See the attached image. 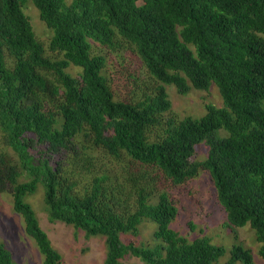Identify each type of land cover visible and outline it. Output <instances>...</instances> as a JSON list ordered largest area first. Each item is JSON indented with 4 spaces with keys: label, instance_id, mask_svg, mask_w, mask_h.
<instances>
[{
    "label": "trees",
    "instance_id": "16d2710c",
    "mask_svg": "<svg viewBox=\"0 0 264 264\" xmlns=\"http://www.w3.org/2000/svg\"><path fill=\"white\" fill-rule=\"evenodd\" d=\"M31 1L52 29L47 46L24 11L27 0H0V130L18 158L0 152V192L12 194L44 263L62 264V255L26 201L39 183L50 220L105 236V264H128L130 256L217 264L226 248L172 228L179 208L160 188L162 179L178 185L202 170L229 223L249 224L264 258V0ZM123 49L157 82L140 99H118L113 89L107 53ZM213 84L222 106L207 104L200 118L174 114L167 85L185 95ZM201 143L208 151L199 160ZM95 151L125 163L123 170L103 164L78 188L73 167L96 159ZM145 220L157 224L152 244L122 239L138 235ZM0 243V264H18ZM238 261L256 264L249 248L235 244L228 263Z\"/></svg>",
    "mask_w": 264,
    "mask_h": 264
},
{
    "label": "rangeland",
    "instance_id": "374dc122",
    "mask_svg": "<svg viewBox=\"0 0 264 264\" xmlns=\"http://www.w3.org/2000/svg\"><path fill=\"white\" fill-rule=\"evenodd\" d=\"M24 11L30 18L36 37L47 46L53 32L41 19L39 9L31 0H27ZM107 54L108 72L118 99H140L154 89L157 82L147 74L135 53L123 49L119 54ZM7 61L10 66L14 64L11 55H8ZM69 71L76 75L80 68L73 65ZM167 90L173 103L174 114L180 119L187 116L195 118L204 116L207 113L206 106L210 103L223 105L219 89L215 84L207 90L192 88L185 95L180 94L174 85H167ZM41 151L34 149L33 152L39 158ZM207 151L208 147L205 143L198 145L196 159H205ZM0 152L10 153L18 159L14 150L4 144L1 130ZM94 153L96 159L93 154L90 161L79 160L76 167H73L75 177L80 181L78 188L89 184L91 173L100 169L103 164L109 163V158L104 157L103 153L98 151ZM124 164L110 161L109 166L120 174ZM26 179L27 176L24 175L22 180ZM160 188L170 194L179 208L177 217L170 224L172 228L190 240L209 236L214 244L226 248V253L217 264H229L231 249L235 244L249 248L253 252L256 264H264V258L258 253L260 244L250 225L237 227L229 223L227 212L218 200L217 190L209 171L202 170L198 176L178 185L162 179ZM44 194V186L39 183L36 191L26 196V201L31 203L41 227L48 233L52 245L61 253L62 264H105L107 252L105 236L102 234L88 236L84 230L77 229L72 224L50 220ZM191 221L195 224L193 231L190 230ZM156 229L155 222L145 220L140 225L138 235L125 233L122 234V239L125 242L135 241L137 244H152L155 241ZM0 240L13 252L14 260L18 264H45L44 256L35 239L25 230L23 216L13 207L12 194L7 191L0 192ZM126 261L128 264H144L141 259L133 256L128 257ZM234 264L243 263L238 261Z\"/></svg>",
    "mask_w": 264,
    "mask_h": 264
},
{
    "label": "bare ground",
    "instance_id": "6f19581e",
    "mask_svg": "<svg viewBox=\"0 0 264 264\" xmlns=\"http://www.w3.org/2000/svg\"><path fill=\"white\" fill-rule=\"evenodd\" d=\"M36 4V3H35ZM8 7H9V5H8ZM29 7V6H28ZM4 9V8H3ZM11 9V8H10ZM17 9V8H16ZM4 12V11H3ZM1 13V12H0ZM15 13V12H14ZM16 14V13H15ZM1 15V14H0ZM5 16V15H4ZM150 22V21H149ZM147 23H148V21H147ZM131 24V23H130ZM81 25V24H80ZM149 28V27H148ZM3 37V36H2ZM17 48V47H16ZM1 65V64H0ZM36 179V178H35ZM31 181V180H30ZM28 182V181H27ZM31 182H33V181H31ZM30 185V184H29ZM44 185V184H43ZM17 190V189H16ZM45 195V194H44ZM80 197V196H79ZM18 198V197H17ZM81 198V197H80ZM18 200V199H17ZM21 203V202H20ZM23 203V202H22ZM19 204V203H18ZM51 204H53V203H51ZM46 205H48V204H46ZM45 207V206H44ZM48 207V206H47ZM31 208V207H30ZM26 209V208H25ZM34 211V210H33ZM36 216V215H35ZM26 218V217H25ZM62 218V217H61ZM76 223V222H75ZM64 224V223H63ZM1 241V240H0ZM1 244V243H0ZM5 246V245H4ZM70 247V246H69ZM73 248V247H72ZM81 248V247H80ZM56 253V252H55ZM108 257V256H107ZM110 260V259H109Z\"/></svg>",
    "mask_w": 264,
    "mask_h": 264
}]
</instances>
